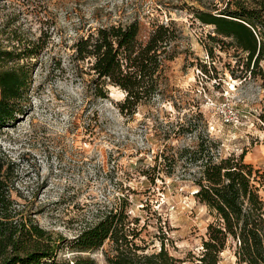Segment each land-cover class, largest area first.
<instances>
[{
  "label": "rangeland",
  "instance_id": "obj_1",
  "mask_svg": "<svg viewBox=\"0 0 264 264\" xmlns=\"http://www.w3.org/2000/svg\"><path fill=\"white\" fill-rule=\"evenodd\" d=\"M20 1L0 0L1 46L8 44L9 15L22 9ZM30 4L31 12L20 15L23 36L43 35L47 48L31 72L27 113L0 130V145L17 164L13 198L40 227L61 237L59 255L68 257L76 255L70 242L99 211L127 197L130 217L141 228L139 244L155 251L163 241L170 255L193 264L191 255L201 254L207 226L215 219L194 196L196 164L174 162L172 156L210 139L223 157L244 151V162L260 171L264 199V125L258 118L264 113V57L242 78L245 55L209 41L213 27L199 22L195 12L216 13L222 0ZM134 19L145 27L172 20L183 38L176 45L179 55L167 64L166 93L139 105L131 116L118 112L116 103L124 95L116 88L108 87L105 99L94 97L87 65L72 62L70 55L74 41L90 30ZM162 151L168 159H158L162 165L152 171ZM84 255L105 264L101 250ZM219 264H238L232 242Z\"/></svg>",
  "mask_w": 264,
  "mask_h": 264
},
{
  "label": "trees",
  "instance_id": "obj_2",
  "mask_svg": "<svg viewBox=\"0 0 264 264\" xmlns=\"http://www.w3.org/2000/svg\"><path fill=\"white\" fill-rule=\"evenodd\" d=\"M222 2L216 13L196 11L195 16L202 24L213 27L215 36L209 35V41L245 55L242 78H246L248 73L253 74L251 64H258L264 57V0ZM18 7L22 9L9 15L13 28L7 35L8 44L0 45V130L27 113L31 72L47 48L43 35L23 36L20 15L31 12L30 0H21ZM181 38L183 32L172 20L145 27L134 19L127 24L99 26L78 37L71 45L70 59L87 65L94 97L105 99L107 88H116L124 95L116 103L118 112L132 116L139 105L166 93L167 64L179 55L176 45ZM206 50L210 55L211 48ZM258 118L264 125V113ZM217 146L210 139L206 144L197 143L195 149H181L176 158L172 156L174 162L183 159L196 164L194 196L215 219L207 226L201 254L191 255V262L219 264L220 253L230 241L238 264H264L262 176L244 162V151L223 157ZM160 158L163 162L168 159L163 151L156 155L152 171L162 165ZM17 172L16 162L0 145V264H98L91 255H84L98 250L102 251L105 264L186 262L170 255L163 241L155 251L139 244L141 228L138 219L130 217L127 197L120 199L119 204L103 207L97 220L70 242L68 249L76 255H59L61 237L40 227L13 198ZM154 179L153 176L150 181Z\"/></svg>",
  "mask_w": 264,
  "mask_h": 264
}]
</instances>
